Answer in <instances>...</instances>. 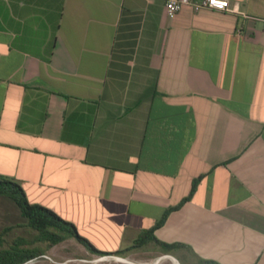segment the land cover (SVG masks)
<instances>
[{"label": "crops", "instance_id": "crops-1", "mask_svg": "<svg viewBox=\"0 0 264 264\" xmlns=\"http://www.w3.org/2000/svg\"><path fill=\"white\" fill-rule=\"evenodd\" d=\"M164 1L0 0V176L97 250L182 202L131 250L264 264V0L172 18ZM125 10L141 17L124 66Z\"/></svg>", "mask_w": 264, "mask_h": 264}, {"label": "trees", "instance_id": "trees-1", "mask_svg": "<svg viewBox=\"0 0 264 264\" xmlns=\"http://www.w3.org/2000/svg\"><path fill=\"white\" fill-rule=\"evenodd\" d=\"M140 17L141 15L139 14L136 16L130 15L126 10L121 14L113 45V59L121 65L125 66V63L132 58L139 30ZM0 196L8 197L13 200L21 215L25 218L26 225L34 232L29 239L17 237L6 245H4V233L1 232L0 264H25L32 259L41 257L46 250L71 237L75 238L87 250L95 254L125 253L143 245L150 236V233L164 222L168 211L177 209L182 203L171 207L165 212L155 226L149 231L141 234L131 246L114 252H106L95 249L86 239L77 233L75 226L71 222L62 219L49 208L28 202L22 186L17 181L0 176ZM7 229L8 228H5V231ZM36 242H44L45 246L41 247L34 245ZM162 246L168 251L170 248L176 246V244L162 243Z\"/></svg>", "mask_w": 264, "mask_h": 264}, {"label": "rangeland", "instance_id": "rangeland-1", "mask_svg": "<svg viewBox=\"0 0 264 264\" xmlns=\"http://www.w3.org/2000/svg\"><path fill=\"white\" fill-rule=\"evenodd\" d=\"M5 228H8L5 231ZM3 232L4 245L17 237L30 238L34 232L26 225L25 218L21 215L17 205L8 197L0 196V233ZM34 245L44 247V242H36ZM118 257V258H117ZM124 258L126 261L119 259ZM157 255L143 258V255L135 250L122 254H95L87 250L75 240L67 238L52 246L44 252V256L32 259L27 264H75L81 262L88 264L96 261V264H156ZM99 259V260H98ZM146 261V262H145ZM160 264H171L167 259ZM172 264H175L173 262Z\"/></svg>", "mask_w": 264, "mask_h": 264}, {"label": "built area", "instance_id": "built-area-1", "mask_svg": "<svg viewBox=\"0 0 264 264\" xmlns=\"http://www.w3.org/2000/svg\"><path fill=\"white\" fill-rule=\"evenodd\" d=\"M164 6H165L166 14L169 18L174 17L175 14L179 10H181V8L184 6H190L194 11H199L201 9H214L219 11H227V12L243 14V12L240 10V6L238 2L230 4L228 0H165ZM261 21L264 26V19H261ZM42 256H44V254ZM119 259H123V258L119 257ZM166 259L170 261L171 264L174 261L176 262L175 258L172 257L171 255L160 254L156 258L157 261L156 264H160V262Z\"/></svg>", "mask_w": 264, "mask_h": 264}, {"label": "bare ground", "instance_id": "bare-ground-1", "mask_svg": "<svg viewBox=\"0 0 264 264\" xmlns=\"http://www.w3.org/2000/svg\"><path fill=\"white\" fill-rule=\"evenodd\" d=\"M99 260V259H98ZM121 260H124V261H126V259H121ZM146 262V261H145ZM175 262V261H174ZM25 264H27V263H25ZM75 264H84V263H81V262H76ZM88 264H96V261H92V262H90V263H88ZM142 264H145V263H142ZM175 264H177V262H175Z\"/></svg>", "mask_w": 264, "mask_h": 264}]
</instances>
